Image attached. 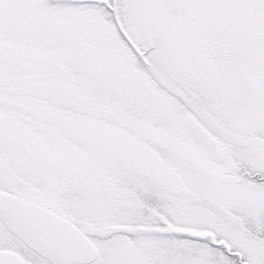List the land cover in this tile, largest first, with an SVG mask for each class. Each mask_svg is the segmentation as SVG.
<instances>
[{
	"label": "snow or ice",
	"instance_id": "obj_1",
	"mask_svg": "<svg viewBox=\"0 0 264 264\" xmlns=\"http://www.w3.org/2000/svg\"><path fill=\"white\" fill-rule=\"evenodd\" d=\"M0 264H264V0H0Z\"/></svg>",
	"mask_w": 264,
	"mask_h": 264
}]
</instances>
